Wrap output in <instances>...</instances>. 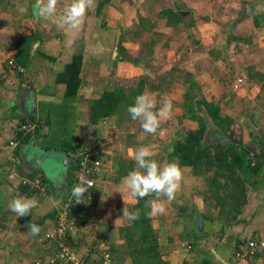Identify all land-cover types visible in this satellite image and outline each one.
Wrapping results in <instances>:
<instances>
[{"label": "crops", "instance_id": "1", "mask_svg": "<svg viewBox=\"0 0 264 264\" xmlns=\"http://www.w3.org/2000/svg\"><path fill=\"white\" fill-rule=\"evenodd\" d=\"M99 1L94 0V4L96 3L98 6ZM170 1L177 5V0ZM70 3L71 0H58L59 5H69ZM181 3L185 10L180 11L178 5L181 4L174 6L173 10L178 13L185 12L191 21L193 20L191 16L200 14L197 12L198 7L195 9L194 6H191L192 3H199L200 5L213 3L215 5L213 7L215 21L225 20L228 17L232 19L233 17V21L240 22V24L237 23L238 27L243 23L252 24V30L247 33V38L231 40L237 52L241 51L243 47L248 49L246 64H240L242 70L238 71V75L241 77L232 79L233 81L228 86L223 83H226V80L229 81L230 78H227V73H224L222 77H218L222 83L221 86L213 88L220 94L222 93L217 97L222 98L223 96L225 102L231 103V107L238 108L240 105V109L238 108L240 112L234 110L237 117L246 116L245 129L243 128L241 132L243 144L237 146L230 141L224 148L229 153L231 163L238 169L241 176L243 175V180L248 189V200L240 215L243 221L226 228L224 232H218V237H214L215 234L212 232L214 229L210 230L208 225L215 222L216 226L220 228V223L215 219L213 212V214L208 212L203 197L191 189V185L195 183L193 181L194 176L185 171L186 166H182L181 187L186 184L185 188L189 186V190L185 191L182 188L181 199L179 193L175 194V198L179 197L176 201L173 199V202L169 203L165 199L166 210L163 214H152V226L159 236L160 251L170 264L172 260H182L183 264H200L204 260L210 261L211 249H215L218 255L224 259L225 263L223 264H264L262 251H257L258 254L255 257L236 256L238 241L244 238L248 240L252 237L264 239V166L261 171L262 175H256L249 165L250 155L259 149V137L264 136V0H213L211 2L210 0H182ZM96 5V11H94L98 15ZM169 8L172 9V7ZM87 12L89 13L90 9ZM62 14H58L56 11L53 17L41 18L43 29L52 25L57 28L55 33L43 34V39L35 40L31 44L30 62L27 68H24L22 76L17 75L7 65L9 60H14V43L21 35L39 34L38 36H40L39 30L41 29L38 27L35 29L36 26L28 17H25L23 29L16 31V36L18 34L19 36L11 37L4 47H0V264H32L24 256V253L33 247L36 248V257H43L49 252L52 253V249L45 241L43 234L54 229V220L50 213L57 212L63 205L67 190L60 194L56 189L60 188L62 191L63 187L56 185V189L51 194H48L45 189L43 194L29 195L28 192L20 190L19 182L22 178L36 173V175H43L47 179L46 184L50 185L51 179L48 178L50 173L48 167H43V162L46 161V158L43 159V155L55 153L59 157L60 166H65L63 181L65 180L64 183L67 187L75 154L53 150L59 149L65 138L72 139V142H84L91 146L98 144L103 151L100 176L95 180L93 189L95 202L86 212L85 220L87 223L77 227L70 234V244L72 243V247L77 249L80 254L85 253L88 247L99 252L102 249L112 250L114 251L113 256L117 254L119 262L113 259L110 264H129V258L125 256L126 248L118 236V227L129 223L130 220L123 215V211H128L137 199L130 195L129 190L123 189L122 180L125 176L117 179V166L123 162L134 169L136 164L131 158L130 150H135L141 146L148 147L152 152L151 158L161 165L164 162H171V160H168L167 154L164 159H161L159 154L157 155L153 151L151 147H156L157 140H151L147 143L145 138L139 137V133L144 131L138 121L131 119L127 111L128 107L125 105L113 116L101 119L97 123H91L87 114L90 100L99 97L106 89H113L117 86L125 90L132 87V84L127 85L128 87L121 84L110 87L114 67H118L120 64H130L135 68V71L136 67L141 71L132 79L131 77L128 79L124 77V80H133L132 83L137 85L141 78L148 77L140 94L150 92L157 103L159 97L166 94L165 90H168L169 87L184 86L183 90L185 91L186 83L179 76L181 73L178 72H176L177 75L173 76L175 79L173 82H169V79L173 80L170 74L172 72L165 71L162 73L163 70L150 72L149 68H153L151 66L152 47L144 51V56H141V58L149 57V59L146 58L147 60L140 64L126 60L113 64L114 60L111 59H115V55L109 57L108 61L100 60L102 59L101 54L96 56L93 52L95 50L96 32L92 31L94 27H89L87 23V27L83 24L85 27L82 26L80 29H69L60 23ZM259 14L262 15V18L259 17V24H256L254 17ZM200 16L207 18L205 14ZM161 17L165 18L168 27L175 29L174 26L168 25V17L160 15L159 18ZM139 18H142V15ZM217 26L216 23V28ZM249 33L253 35L252 44H250L251 35ZM235 36L242 37L239 34H235ZM96 39L100 40L99 38ZM243 41L245 46H240ZM256 53L258 54L255 56ZM214 55L213 58L216 60L221 56L218 52H215ZM243 67L245 74L241 72ZM203 73L197 78L201 79ZM207 73L208 75L203 78L209 77L211 79L216 74L212 71ZM159 78L164 79V82L159 83ZM237 78H241L242 81L237 83ZM154 82L158 85H153ZM236 83L238 89L231 95L224 96V92L230 88L233 89ZM157 109H159L158 104ZM31 115L35 123H44L47 120L48 123L41 128L40 132L44 136L34 132L28 141L17 142L16 145L10 146L8 141L12 139L13 132L18 131L22 119L26 120L25 123H30L29 117ZM231 117L234 118L232 115ZM166 122V119L161 121L159 129L154 135V139L168 140L165 148L169 145L171 137L175 136L176 131L180 128L169 124L163 125ZM164 131L169 133L168 137L162 134ZM212 132H214L215 138L221 136L218 129L212 130L209 126L207 134ZM149 136L152 137V134ZM109 147L116 151L112 154L108 150ZM17 194L35 198L38 201L37 207L32 210L31 215L17 217L15 213L9 210L8 204ZM50 197L60 201V203L56 204ZM174 203H176L175 209H171ZM47 214L49 217L42 221V218ZM30 223L41 228L39 235H29L28 225ZM179 224L182 226V230H176L174 233L165 230ZM194 228L198 230L197 235L199 236H196L193 231ZM187 230H190V238ZM24 235H26L25 243L19 245V241L22 237L24 238ZM181 237L186 240L185 244L193 240L196 244L188 248V244L184 246L185 244L182 243L184 247H181ZM29 238L32 239L26 246ZM210 264H212L211 261Z\"/></svg>", "mask_w": 264, "mask_h": 264}, {"label": "rangeland", "instance_id": "2", "mask_svg": "<svg viewBox=\"0 0 264 264\" xmlns=\"http://www.w3.org/2000/svg\"><path fill=\"white\" fill-rule=\"evenodd\" d=\"M179 1L180 2L178 3L177 0L176 4H181L178 5L180 11H182V9L185 10L184 6H182L181 3L182 0ZM211 1L213 0H210V2ZM33 2L34 0H0L1 48L7 44L6 42L9 41L11 37L14 38L19 36V34L16 36V31L23 29V20L25 17H28L32 24L36 26L35 29H37V27L38 29H41L39 30L40 36H38L39 34H35L36 40H39L40 38L43 39V34L47 35L48 33H55L57 27H55L54 25H52L51 27L47 26L48 28L46 27L45 29H43L41 27V18L34 19V21L36 20V22L33 21ZM95 5L96 3L93 4V7L89 8L90 12H87L83 24L86 26V24L88 23L89 27H94L92 28V31H96L94 40L95 50L93 52L96 56H99L101 54L100 57H102V59L100 60L104 59L108 61L109 57H114V55L117 57L119 51L117 42H119V39L123 40L122 45L125 47V51L129 54V56L132 57H141L142 55L144 56V51H146L149 47H152L153 55L151 58V66L153 68H149L150 72L152 73L153 70H156V72H161L163 70L162 73L168 71L169 73L172 72L170 74L174 76L176 72L181 73L183 70H191V72H193L195 75V80L197 79L196 81H199V83H197L198 89H194V91H197L200 94L204 95L207 99H212L213 101L221 104V112L223 114L228 113L229 115L231 114L232 116H234L235 123L233 124V129L235 131V136L237 138H241V132L243 128L245 129L246 116L243 115L240 118L235 114V112H240V110H238V108L240 109V105L238 108L231 107V103L225 102L223 96L222 98L217 97L222 93L220 94L213 88L221 86L222 83L218 80V77H222L224 73H227V78H230L229 81L226 80V83H223L224 85H228V83L233 81L236 77H241L238 75V71L242 70L240 69V64H246L245 59H247L248 49L243 47L241 51L237 52L233 41L230 40L231 42L227 43V40L230 35L235 34H239L243 38H247V33L251 32L252 30L251 23H243L240 27H238L237 25L240 24V22L238 23L237 20L233 21V17L232 19H230L231 17H228L225 20L215 21L216 19L213 18L215 15V10H213V7L215 5L213 3H204L201 5L199 3H192L191 6H194L195 9L198 7L197 12L200 14L191 16L193 18L191 24L189 16L187 14L181 13L183 16L181 20L182 23L179 26L175 27V29L167 26V24L165 23V18H159V11L161 9L169 7H172L173 9L174 6H177L172 4L171 1L169 2V0H111L108 4L106 3L104 5L102 10L100 11L101 14L99 13L98 15L95 14ZM65 6L67 5L57 4V13H63ZM178 7H176V9H178ZM199 7H201V9H199ZM204 14L205 16L207 15V18H205L204 16H200ZM141 15L142 19L144 18V20H141V18H139ZM189 23L190 25L187 26V24ZM216 23L218 25L217 28ZM83 24L82 26L85 27ZM133 31H136V33L133 34ZM249 35H251L250 44H252L253 35L250 33ZM96 38H99L101 41ZM240 46H245V42H241ZM215 52H220L219 54H221L219 58L217 57V60L213 58L215 56ZM257 54L258 53H256L255 56ZM111 60L114 59L112 58ZM172 66L174 69L172 68L171 70H169ZM199 67H201L202 69H200ZM211 71L216 73L211 79H209V77L203 78L208 75L207 72ZM244 71L245 70L243 67V71L241 72L245 74ZM139 72H141L140 69L136 67L135 71V68L130 64H120L118 67H114V73L111 74L110 87L120 84L125 86L132 84V86H135L136 84L132 83L133 80L128 81L127 79L130 77L132 79L136 76V74L138 75ZM201 73H203L204 75L201 76V79H198L197 77L202 75ZM124 77H127V79L124 80ZM158 80L159 83L164 82L163 80ZM154 84L158 83L154 82ZM129 89L130 88L126 89V91H128ZM183 89L184 86H178L176 88L169 87L168 90H165L166 94H163L159 97L157 103L159 107L161 106L160 100L162 99H168L172 102L171 115L168 119H166L167 122L163 125L169 124L171 126L174 125L180 127V124L184 123L183 125H185L187 128L195 126V122L189 121L187 117H184L183 119L180 117L182 109L179 103H181L184 98ZM218 98L219 100H217ZM210 127L212 128V130H217L214 126ZM162 134L167 137L169 135L167 131H164ZM139 137L145 138L147 143L151 140H157L156 147L151 148L157 155L159 154V158L161 159H164L167 152L171 149L170 144L165 148V144L168 141L167 139L162 140L163 138L160 139L159 136V139H154L153 134L152 137H150L146 132H143L141 134L139 133ZM207 137L208 141L212 142V138H215L216 136L214 132H212L207 134ZM108 150L112 154L116 151L110 147L108 148ZM43 156V159L46 158V161L43 162V167H48V171L50 173L48 177L51 179L50 185L52 186L53 190L56 189V185H61L63 187V190L61 191L60 188L56 190L59 191L60 194H62L65 190H67L66 183H64L65 180L63 181L65 166H60L59 157L55 153L48 155L46 154ZM185 171L191 175L189 167H187ZM193 181L195 183L191 185V189L195 192H198V194H201L202 190L206 188V184L203 178L194 176ZM185 185L186 184H184V187H180V189L178 190L177 193H179V195L182 191V188H184L185 191L189 190V186L188 188H185ZM122 187L123 189H125L123 185ZM121 193L123 192L121 191ZM179 197L181 199L182 194ZM179 197L174 198L175 201L176 199H179ZM51 200L56 201L53 198ZM171 202H173V200ZM175 204L176 203L172 204L171 209H175ZM215 210H212V207H208V212H213L214 217L216 216ZM208 226L210 230L214 229V231L212 232L215 234L214 237L217 238L218 232H221L220 228L216 226L215 222L211 223ZM180 229L182 230L183 228L179 224L178 226L174 225L171 228H167L165 230L169 231L170 233H174L176 230L178 231ZM25 237L26 235H24V238L22 237V239L19 241V245H23L25 243ZM31 239L32 238H29L26 246H28ZM182 243H186V240L184 238L180 239L181 247L187 245L185 244L183 246ZM24 256L27 257V260L31 261V263L34 264V260L37 258L36 248L33 247L30 251L25 252ZM170 262L171 264H183L182 260H172Z\"/></svg>", "mask_w": 264, "mask_h": 264}, {"label": "trees", "instance_id": "3", "mask_svg": "<svg viewBox=\"0 0 264 264\" xmlns=\"http://www.w3.org/2000/svg\"><path fill=\"white\" fill-rule=\"evenodd\" d=\"M110 1L111 0L99 1L97 6L98 14L100 13L104 5L106 3L108 4ZM159 14L161 16L164 15L168 17L167 22L170 26L176 27L182 23V21H180L182 15L173 9H162L159 11ZM259 17L262 18V15L259 14L254 17V21L256 24H259ZM141 20H144V18H141ZM190 23L192 24V21ZM190 23L187 24V26H189ZM135 33L136 31H133V34ZM240 38L243 37L230 35L227 42L230 40L236 41V39ZM35 40V34L21 35L18 37V39H16L14 43L15 55L13 61L17 65H20L23 68H27L30 62V47ZM122 42V39H119V42H117L119 51L117 57L113 61V64L122 60L132 61L134 64H140L141 62L149 59V57L141 58L129 56V54L125 51V47L122 45ZM15 72L19 76H22L24 74L17 70H15ZM179 76L186 83L183 96L184 98L182 102L179 103L182 109L180 117L182 119L184 117H187L189 121L195 122V126L187 128L185 125H183L184 123L180 124L181 126L179 130L176 131L175 136H173L169 142V144L171 145V149L167 152V157L168 160L177 161L180 167H189L190 173L193 176L203 178L206 184V188L202 190V193L200 195L203 197L204 205L207 206V208L212 207V210L216 209L215 219H217L220 223V231L224 232L226 228L231 227L239 223L240 221H243V219L240 218V215L242 213L243 207L246 205L248 200V189L240 172L231 163L227 150L225 148L223 150H218L213 141H208L206 134L208 132L209 126H214L216 129H218L221 135L229 137L231 139V142L236 144L237 146H241L243 144V141L242 138H237L235 136V131L233 129L235 120L229 114H223L221 112L222 105L218 102L213 101L212 99H207L204 95L200 94L197 91H194V89H198V82L195 80L194 73L188 70H183L181 74H179ZM147 78L148 77L141 78L138 84L130 87L128 91L116 86L113 89L104 90L99 95V97L91 99L87 111L89 121L91 123H97L101 119L111 117L113 116V114H116L122 106L125 105V107H129L130 105H132L135 97L142 92ZM172 79L173 80L169 79V82L175 81L173 75ZM161 80L164 79L161 78L160 81ZM230 83H228V86H230ZM152 84L155 85L154 83ZM234 91L236 90L230 88L228 91L224 92V96H227L228 94L231 95V93H233ZM29 119L30 123H35L32 115L29 117ZM25 122L26 120L22 119L21 124ZM47 123V120L44 123H36L37 126L32 131L28 130L23 132L22 130H20L18 132L16 142L22 143L28 141L34 135V132L40 133L41 128H43ZM21 124H19V126ZM40 135L44 136L43 133H40ZM83 144L86 143L80 141L72 142V139L65 138L61 147L59 149L53 150H59L61 152H71L77 155L80 152L81 146ZM95 146L99 149V158L102 166V148L98 144ZM258 148L259 149L257 151L252 152V154L250 155L249 165L254 174L262 175L261 171L264 166L263 135L259 137ZM73 159L72 172L69 176V179L67 180V193L66 199L63 201V204H65L69 200L71 191L74 187V182L76 180L78 159ZM131 169L132 167L127 163H119L116 170L117 179L126 176ZM99 176L100 169L97 173H95L94 180H96ZM35 177H38V179L40 180V185L38 187H29L23 182L22 178L19 182L20 190L28 192L29 195L43 194L45 192V189L47 190L48 194L54 192L52 186L46 184L47 179L43 175H36V173H32L31 175L24 178ZM46 185L47 188H45ZM93 189L94 187L89 189L90 191L89 193H87L88 199L86 202L75 204L71 209L70 216L74 221H76V229L77 227L87 223L85 220L86 212L88 208L95 202ZM152 199H154V196H148L144 199H137L136 202L129 207L128 211H138L139 218L134 221H129V223L118 227V236L122 239L123 244L126 248L125 256L129 258V264H170L160 251L159 236L152 226V215H149V212L151 210L150 208L145 206L146 201ZM62 206L60 208H62ZM57 214L58 211H53L52 213H50L51 218H53L54 220V227ZM47 217H49V214L44 216L42 218V221ZM189 231L190 230H187L186 232L190 238L191 234ZM193 231L196 233V236H199L197 235L198 230L196 228H194ZM47 233L48 231L45 232L43 236L45 238V241L50 245L52 253L49 252V254H46L43 257H37V259L34 260V264L37 261L41 262L42 264L48 263L49 258L55 251V244L49 239V237L46 236ZM251 239L260 238L252 237L248 240ZM248 240L244 238L238 241V243L236 244V251L240 250V246L246 245V242ZM192 242L187 243L189 245L188 248L193 247V245L196 244L194 240ZM103 252H111L110 255L112 262L113 259H115L114 261L119 262L117 254H115L116 257L113 256L114 251H109L108 249H102V251L99 252L96 249H90V247H88L86 255L96 257ZM262 252L264 253V251ZM257 254L258 252H255L252 256L255 257ZM83 255H85V253ZM45 257L46 259H44ZM200 264H210V261L204 260Z\"/></svg>", "mask_w": 264, "mask_h": 264}, {"label": "clouds", "instance_id": "4", "mask_svg": "<svg viewBox=\"0 0 264 264\" xmlns=\"http://www.w3.org/2000/svg\"><path fill=\"white\" fill-rule=\"evenodd\" d=\"M58 0H34L32 5L34 19H48L53 17L57 11ZM94 0H71L60 17L62 26L69 29H80L86 12L93 7ZM133 121H138L142 130L155 135L160 127L161 121L168 119L172 112V102L168 99L161 101V106L157 109V102L150 92H144L135 97L134 102L127 108ZM131 158L136 167L130 170L123 178V186L129 190L133 198L144 199L154 196L155 199L146 201L145 206L150 208L149 215L163 214L165 212V199L171 202L175 194L181 187L183 174L177 161L164 162L162 165L152 159V152L148 147L141 146L135 150H130ZM93 182L85 177H81L80 182L73 187L71 195L76 204L84 203L85 193L93 188ZM50 199H52L50 197ZM59 204L60 201H55ZM38 201L17 194L8 204L10 211L17 217L29 216L32 210L37 207ZM123 215L130 221L139 218V212L123 211ZM29 235H39L41 228L30 223Z\"/></svg>", "mask_w": 264, "mask_h": 264}, {"label": "built area", "instance_id": "5", "mask_svg": "<svg viewBox=\"0 0 264 264\" xmlns=\"http://www.w3.org/2000/svg\"><path fill=\"white\" fill-rule=\"evenodd\" d=\"M8 65L14 71L17 70L21 73H24V68L20 65H17L12 59L8 61ZM242 81L241 78L237 79V83ZM234 85L233 90L238 89V84ZM37 126L36 123H22L18 131L13 132V137L8 141L10 146L16 145V138L18 132L22 130L32 131ZM75 159H78V165L76 169V180L74 186H76L81 177H85L88 180L95 184L94 175L98 172L101 166V161L99 158V149L96 146H90L88 144H83L81 146L80 152L74 156ZM25 184L31 188H36L40 185V180L38 177L35 178H23ZM88 190L87 193H89ZM85 193L84 202L87 201L88 196ZM76 203L72 195L69 200L63 204L62 208L58 210L57 218L55 219V227L52 231L46 234L49 239L55 244V251L53 255L49 258L48 263L46 264H110L111 255L110 253L103 252L99 256H90L81 255L78 253V250L73 248L69 244V236L76 229V221L70 216L72 207ZM257 251H264V239H251L246 242V245L240 246V250L236 251L237 257L252 256ZM90 256V257H89ZM35 264H42L37 261Z\"/></svg>", "mask_w": 264, "mask_h": 264}, {"label": "water", "instance_id": "6", "mask_svg": "<svg viewBox=\"0 0 264 264\" xmlns=\"http://www.w3.org/2000/svg\"><path fill=\"white\" fill-rule=\"evenodd\" d=\"M185 14V12H180V14ZM231 139L225 135H221L218 136L217 138H213V143L215 144V146L217 147L218 150H223L224 147L226 146V144L228 142H230ZM210 261L212 262V264H223L225 263L224 259H222V257H220V255H218V253L215 251V249H211L210 252Z\"/></svg>", "mask_w": 264, "mask_h": 264}]
</instances>
